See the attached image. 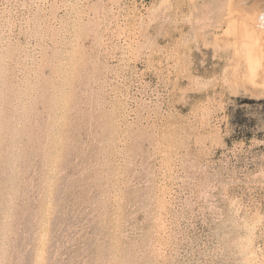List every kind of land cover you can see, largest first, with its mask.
<instances>
[{"label": "rangeland", "instance_id": "obj_1", "mask_svg": "<svg viewBox=\"0 0 264 264\" xmlns=\"http://www.w3.org/2000/svg\"><path fill=\"white\" fill-rule=\"evenodd\" d=\"M261 12L264 0H0V264H264Z\"/></svg>", "mask_w": 264, "mask_h": 264}, {"label": "bare ground", "instance_id": "obj_2", "mask_svg": "<svg viewBox=\"0 0 264 264\" xmlns=\"http://www.w3.org/2000/svg\"><path fill=\"white\" fill-rule=\"evenodd\" d=\"M33 1H34V0H33ZM231 7H232V4L229 5V9H230V11L233 10V9H231ZM28 9H29V8H28ZM31 9H32V8H31ZM63 9H64V8H63ZM49 10H50V9H49ZM233 13H234V12H233ZM233 13H232V11H231V16H232ZM261 14H262V12H261ZM261 14H258V18L255 19V20L258 21V23H255V26L258 27L257 29H258V31H259V36L264 32V17H262ZM262 15L264 16V13H263ZM44 16H46V15L44 14ZM42 17H43V16H42ZM253 21H254V20H253ZM8 22H9V21H8ZM43 22H44V21H43ZM46 23H47V22H46ZM51 23H52V22H51ZM29 26H30V25H29ZM54 27H55V26H54ZM56 28H57V27H56ZM31 29H32V28H31ZM36 31H37V30H36ZM28 32H29V31H28ZM247 32H248V30H247ZM46 33H47V32H46ZM32 34H33V33H32ZM34 34H35V33H34ZM7 35H8V34H7ZM16 35H17V34H16ZM19 35H20V33H19ZM64 35H65V33H64ZM74 35H75V33H74ZM263 35H264V34H263ZM257 36H258V35H257ZM52 37H53V36H52ZM71 37H72V36H71ZM72 38H73V37H72ZM7 39H9V38H7ZM260 39H261V38H260ZM11 40H12V39H11ZM27 40H28V39H27ZM31 40H32V39H31ZM38 40H39V39H38ZM58 40H59V39H58ZM262 40H263V39H262ZM36 41H37V40H36ZM45 42H46V41H45ZM45 42H44V43H45ZM47 42H48V41H47ZM21 43H22V42H21ZM37 43H38V42H37ZM56 44H57V43H56ZM59 44H60V43H59ZM75 44H76V43H75ZM2 45H3V44H2ZM13 45H14V44H13ZM16 45H17V44H16ZM4 46H6V44H5ZM38 47H39V46H38ZM59 47H60V46H59ZM27 48H28V47H27ZM41 48H42V47H41ZM30 49H31V48H30ZM37 49H38V48H37ZM70 49H71V48H70ZM75 49H76V48H75ZM25 50H26V49H25ZM28 50H29V49H28ZM22 51H24V50H22ZM26 51H27V50H26ZM0 52H1V51H0ZM28 52H29V51H28ZM58 52H59V51H58ZM16 53H17V52H16ZM18 53H20V52H18ZM21 53H22V52H21ZM24 53H25V52H24ZM34 53H35V52H34ZM34 53H33V54H34ZM37 53H38V52H37ZM37 53H36V54H37ZM38 54H39V53H38ZM25 55H26V54H25ZM27 55H28V54H27ZM8 56H9V55H8ZM29 56H30V55H29ZM17 57H18V56H17ZM30 57H31V56H30ZM65 57H66V56H65ZM9 58H10V57H9ZM27 58H28V56H27ZM61 58H62V57H61ZM34 59H35V58H34ZM36 60H38V59H36ZM24 61H25V60H24ZM44 61H45V60H44ZM14 62H15V61H14ZM39 62H40V61H39ZM10 63H11V62H10ZM27 63H28V61H27ZM31 63H32V62H31ZM11 65L13 66V64H11ZM23 68H24V67H23ZM34 68H35V67H34ZM56 69H57V68H56ZM13 70H14V69H13ZM33 70H34V69H33ZM35 70H36V69H35ZM40 71H41V70H40ZM52 73H53V72H52ZM9 75H10V74H9ZM28 77H29V76H28ZM37 81H38V80H37ZM13 82H14V81H13ZM29 82H30V81H29ZM34 82H35V81H34ZM34 82H33V83H34ZM7 83H8V82H7ZM42 83H43V82H42ZM77 83H78V82H77ZM123 83H124V82H123ZM45 84H46V83H45ZM79 84H81V83H79ZM33 85H34V84H33ZM6 86H7V85H6ZM42 86H43V85H42ZM42 86H41V87H42ZM34 87H35V86H34ZM39 87H40V86H39ZM93 87H94V86H93ZM93 87H92V88H93ZM94 88H95V87H94ZM38 89H39V88H38ZM77 89H78V88H77ZM89 89H90V88H89ZM74 90H75V89H74ZM79 90H80V89H79ZM93 90H94V89H93ZM77 91H78V90H77ZM78 92H79V91H78ZM3 93H4V92H3ZM29 93H30V92H29ZM38 93H39V92H38ZM79 93H80V92H79ZM81 93H82V91H81ZM90 93H91V92H90ZM117 93H118V92H117ZM46 94H47V93H46ZM77 94H78V93H76V95H77ZM82 94H83V93H82ZM92 94H93V93H92ZM120 94H121V93H120ZM37 95H38V94H37ZM101 95H102V94H101ZM80 96H81V94H80ZM123 96H124V95H123ZM45 97H47V95H46ZM76 97H77V96H76ZM81 97H82V96H81ZM87 97H89V96H87ZM30 99H31V98H30ZM77 99H78V98H77ZM45 100H46V99H45ZM79 100H80V99H79ZM86 100H87V99H86ZM9 101H10V100H9ZM6 102H7V101H6ZM11 102H12V101H11ZM30 102H31V101H30ZM46 102H47V101H46ZM75 102H76V101H75ZM8 104H9V103H8ZM77 104H79V103H77ZM85 104H86V103H85ZM3 105H4V104H3ZM34 105H35V104H34ZM42 105H43V104H42ZM43 106H44V105H43ZM73 106H74V105H73ZM95 106H96V105H95ZM85 107H86V106H85ZM120 107H121V106H120ZM31 108H32V107H31ZM40 108L42 109V107H40ZM76 108H77V107H76ZM91 108H92V106H91ZM10 109H11V108H10ZM44 109H45V108H44ZM79 109H81V108H79ZM101 109H102V108H101ZM118 109H119V108H118ZM84 110H85V109H84ZM96 110H97V109H96ZM119 110H120V109H119ZM41 111H42V110H41ZM72 111H73V110H72ZM78 111H79V110H78ZM82 111H83V110H82ZM110 111H112V110H110ZM124 111H125V110H124ZM10 112H11V110H10ZM32 112H34V111H32ZM35 112H37V111H35ZM35 112H34V114H38V113H35ZM39 112H40V111H39ZM89 112H91V111H89ZM6 113H7V112H6ZM14 113H15V112H14ZM43 113H44V112H43ZM74 113H75V112H74ZM41 114H42V112L40 113V116H41ZM72 114H73V113L71 112V116H72ZM75 114H77V113H75ZM80 114H81V112H80ZM86 114H87V113H86ZM92 114H93V113H92ZM125 114H126V113H125ZM82 115H83V114H82ZM82 115H81V116H82ZM90 115H91V114H90ZM74 116H75V115H74ZM81 116H80V117H81ZM83 116H85V115H83ZM87 116H89V115L87 114ZM14 117H15V116H14ZM34 117H35V116H34ZM37 117H38V115H37ZM43 117H44V116H43ZM41 118H42V117H41ZM76 118H77V117H75V119H76ZM81 118H82V117H81ZM81 118H80V119H81ZM95 118H96V117H95ZM27 119H28V118H27ZM29 119H30V118H29ZM36 119H37V118H36ZM38 119L41 120L39 117H38ZM46 119H47V118H46ZM78 119H79V118H78ZM80 119H79V120H80ZM33 120H34V119H32V121H33ZM82 120H83V119H82ZM93 120H94V118H93ZM43 121L46 122L45 118H44ZM95 121H96V120H95ZM37 122H38V121H37ZM39 122H40V121H39ZM91 122H92V121H91ZM27 123H28V122H27ZM31 123H32V122H31ZM34 123H36V121H34ZM34 123H33V124H34ZM40 123H41V122H40ZM43 123H44V122H43ZM73 123H74V122H72V124H73ZM92 123H93V122H92ZM97 123H98V122H97ZM29 124H30V123H29ZM72 124H71V125H72ZM76 124H79V123H78V120L76 121ZM35 125H36V124H35ZM41 125H42V124H41ZM71 125H70V126H71ZM82 125H83V124H82ZM25 126H26V125H25ZM43 126H45V125H43ZM46 126H47V125H46ZM46 126H45V127H46ZM70 126H69V127H70ZM74 126L76 127V125H74ZM78 126H79V125H78ZM78 126H77V128H78ZM84 126H85V125H84ZM27 127H28V126H27ZM36 127H37V126H36ZM89 127H90V126H89ZM89 127H88V128H89ZM43 128H44V127H43ZM70 128H73V127H70ZM81 128H82V127H81ZM33 130H34V128H33ZM35 130H36V129H35ZM37 130H38V129H37ZM82 130H83V129H82ZM84 130H85V129H84ZM90 130H91V129H90ZM38 131H39V130H38ZM38 131H37V132H38ZM42 131H44V129H43ZM70 131H71V130H70ZM79 131H80V130H79ZM26 132H27V129H26ZM40 132H41V131H40ZM54 132H55V131H54ZM80 132H81V131H80ZM83 132H84V131H83ZM99 132H100V131H99ZM4 133H5V131H4ZM34 133H35V132H34ZM75 133H78V135H79V132H78V131L75 132ZM28 134H29V132H28ZM38 134H39V133H38ZM39 135H40V134H39ZM67 135H68V134H67ZM70 135H71V134H70ZM73 135H74V132H73ZM80 135H82V134H80ZM88 135H89V134H88ZM40 136H42V134H41ZM76 136H77V135H76ZM92 136L94 137V135H92ZM99 136H100V135H99ZM35 137H36V136H35ZM68 137H70V136L68 135ZM72 137H73V136H72ZM78 137H80V136H78ZM78 137H77V138H78ZM75 138H76V137H75ZM80 138H81V137H80ZM27 139H28V138H27ZM37 139H38V138H37ZM37 139H36V140L34 139V140L37 141ZM96 139H97V138H96ZM43 140H45V139H43ZM78 140H79V139H78ZM81 140H82V138H81ZM98 140H99V139H98ZM41 141H42V140H41ZM45 141H46V140H45ZM86 141H87V140H86ZM99 141H101V140H99ZM27 142H28V140H27ZM80 142H81V141H80ZM89 142H91V140H90ZM95 142H96V145L99 144V143H97L98 141H95ZM122 142H123V141H122ZM29 143H30V142H29ZM36 143H37V142H36ZM82 143H83V141H82ZM103 143H104V142H103ZM103 143H102V145H103ZM32 144H33V143H32ZM45 144H46V143H45ZM45 144H44V145H45ZM72 144H73V143H72ZM74 144H75V142H74ZM92 144H93V142H92ZM94 144H95V143H94ZM94 144H93V145H94ZM70 145H71V144H70ZM77 145H80V144H77ZM89 145H90V144H89ZM104 145H105V144H104ZM42 146H43V145H42ZM46 146H47V145H46ZM84 146H85V145H84ZM91 146H92V145H91ZM100 146H101V145H100ZM100 146H99V147H100ZM3 147H4V146H3ZM23 147H24V144H23ZM26 147H28L27 144H26ZM26 147H25V148H26ZM33 147L35 148L34 145H33ZM33 147H32V149H33ZM76 147H78V146H76ZM76 147H75V148H76ZM94 147H95V146L88 148V145H87L85 148H88V150H89V149H91V148L94 149ZM101 147H102V146H101ZM104 147H105V146H104ZM20 148H21V147H20ZM25 148H24V151H25ZM36 148H37V147H36ZM73 148H74V147H73ZM75 148H74V150H76ZM79 148H81V147H79ZM82 148H83V147H82ZM82 148H81V149H82ZM95 148H96V147H95ZM26 149H27V148H26ZM30 149H31V148H30ZM32 149H31V150L28 149V152L32 151ZM69 149H71V148L69 147ZM81 149H80V150H81ZM85 150H86V149H85ZM88 150H87V151H88ZM94 150H95V149H94ZM97 150H99V149H97ZM109 150H110V149H109ZM21 151H23V149H21ZM92 151H93V150H92ZM92 151H91V152H92ZM95 151H96V150H95ZM0 152H1V151H0ZM28 152H27L26 154H28ZM43 152H44V151H43ZM67 152H69V151L66 150V153H67ZM71 152H72V150H71ZM73 152H74V151H73ZM82 152H83V150H82ZM99 152H100V151H99ZM99 152H98V153L95 152V153L98 155ZM101 152H102V151H101ZM101 152H100V153H101ZM19 153H20V152H19ZM79 153H81V152H79ZM88 153H89V152H88ZM30 154H31V153H30ZM38 154H39V153H38ZM67 154H68V153H67ZM81 154H83V153H81ZM81 154H80V158L82 159ZM86 154H87V153H86ZM171 154H172V153H171ZM23 155H25V154H23ZM23 155H22V156H23ZM28 155H29V154H28ZM51 155H52V154H51ZM59 155H60V154H59ZM70 155H71V154H70ZM75 155H76V156H75ZM83 155H85V154H83ZM88 155H89V154H88ZM88 155H87V156H88ZM91 155H92V154H91ZM93 155H94V154H93ZM99 155H100V154H99ZM103 155H104V154H103ZM103 155H102V158H103ZM168 155H169V154H168ZM3 156H4V155H3ZM5 156H6V155H5ZM32 156H34V155L32 154ZM36 156H37V155H36ZM39 156H40V155H39ZM74 156H75V157L78 156V155H77V151H76V154L74 153ZM41 157H42V156H41ZM44 157L46 158L45 155H44ZM52 157H53V156H52ZM69 157H71V156H69ZM75 157H74V158H75ZM88 157H89V156H88ZM107 157H108V156H107ZM122 157H123V156H122ZM147 157H148V156H147ZM167 157H168V156H167ZM6 158H7V157H6ZM22 158H23V157H22ZM29 158H30V157H29ZM29 158L27 157L26 159H29ZM47 158H48V157H47ZM61 158H62V157H61ZM64 158H65V156H64ZM67 158H68V157H67ZM72 158H73V157H72ZM78 158H79V157H78ZM80 158H79V159H80ZM90 158H91V156H90ZM96 158H98V157H96ZM96 158H95V159H96ZM99 158H100V157H99ZM32 159H34V158H32ZM39 159H40V158H39ZM41 159H42V158H41ZM41 159H40V160H41ZM43 159H44V158H43ZM65 159H66V158H65ZM75 159H77V158H75ZM19 160H20V162H22L21 159H19ZM22 160H24V159H22ZM44 160H45V159H44ZM44 160H42V161H43L42 163L45 162ZM46 160H47V159H46ZM84 160H85V159H84ZM90 160H91V159H90ZM96 160H98V159H96ZM29 161H30V159H29ZM33 161H34V160H33ZM35 161H36V160H35ZM35 161H34V164H35ZM68 161H69V160H68ZM70 161H71V160H70ZM76 161H77V160H76ZM80 161H81V160H80ZM85 161H87V159H86ZM93 161H94V159L92 160V162H93ZM116 161H117V160H116ZM124 161H125V160H124ZM20 162H19V163H20ZM26 162H28V161L26 160ZM36 162L39 163V161H36ZM65 162L67 163V159H66ZM65 162H63V164H65ZM4 163L6 164V162H4ZM23 163H24V161L22 162V164H23ZM40 163H41V162H40ZM47 163H48V162H47ZM77 163H78V161H77ZM97 163H98V161H97ZM126 163H127V162H126ZM148 163H149V162H148ZM26 164H27V163H26ZM79 164H80V163H79ZM83 164H84V163H83ZM85 164H86V163H85ZM149 164H150V163H149ZM149 164H148V165H149ZM169 164H170V162H169ZM0 165H2V164H0ZM28 165H29V163H28ZM30 165H31V164H30ZM32 165H33V164H32ZM32 165H31V167H32ZM42 165H43V164H41L40 166L42 167ZM70 165H72V163H71ZM74 165H76L75 162H74ZM93 165H94V164H93ZM40 166H39V167H40ZM62 166H63V165H62ZM65 166H66V165H65ZM72 166H73V165H72ZM87 166H88V164H87ZM157 166H158V165H157ZM160 166H161V165H160ZM0 167H1V166H0ZM19 167H20V166H19ZM22 167H24V166H22ZM22 167H20V168L22 169ZM37 167H38V166H37ZM39 167H38V168H39ZM41 167H40V170H41ZM63 167H64V166H63ZM73 167H76V166H73ZM85 167H86V166H85ZM92 167H93V166H92ZM96 167H97V166H96ZM26 168H27V167H26ZM35 168H36V164H35ZM81 168H82V163H81ZM81 168H80V169H81ZM89 168H90V167H89ZM128 168H129V167H128ZM3 169H4V168H3ZM24 169H25V167H24ZM62 169H63V168H62ZM75 169H76V168H75ZM164 169H165V168H164ZM25 170H26V169H25ZM27 170H28V168H27ZM30 170H31V169H30ZM32 170H33V169H32ZM42 170H43V169H42ZM76 170H77V169H76ZM81 170H82V169H81ZM85 170H87V169H85ZM85 170H84V171H85ZM104 170H105V167H104ZM147 170H148V169H147ZM149 170H150V169H149ZM149 170H148V171H149ZM2 171H3V170H2ZM2 171H1V169H0V172H2ZM21 171H22V170H21ZM60 171H61V170H60ZM62 171H63V170H62ZM68 171H69V170H68ZM127 171H128V170H127ZM148 171H146V172H148ZM150 171H151V170H150ZM4 172H6V171H4ZM16 172H18V171H16ZM28 172H30V171H28ZM40 172H41V171H40ZM42 172L44 173V171H42ZM65 172H66V171H65ZM75 172H77V171H75ZM75 172H74V173H75ZM97 172H98V171H97ZM25 173H26V172H25ZM25 173H24V175H25ZM33 173H36V172H33ZM33 173H32V174H33ZM38 173H39V172H38ZM38 173H37V174H38ZM83 173H84V172H83ZM83 173H82V176H81V177H83ZM94 173L96 174V172H94ZM98 173H99V172H98ZM98 173H97V175H98ZM127 173H128V172H127ZM129 173H130V172H129ZM140 173H141V172H140ZM1 174H2V173H1ZM1 174H0V175H1ZM4 174H5V173H4ZM20 174H21V172H20ZM26 174H27V173H26ZM58 174H59V173H58ZM58 174H57V175H58ZM78 174H79V173H78ZM84 174H85V173H84ZM87 174H88V173H87ZM99 174H100V173H99ZM135 174H136V173H135ZM149 174H151V173H149ZM7 175H8V173H7ZM16 175H17V174H16ZM39 175H40V174H39ZM42 175H44V174H42ZM45 175H46V174H45ZM61 175H62V174H61ZM69 175H70V174H69ZM76 175H77V174H76ZM88 175H90V174H88ZM88 175H87V177H88ZM93 175H94V174H93ZM128 175H129V174H128ZM128 175H127V176H128ZM136 175H137V174H136ZM138 175H139V174H138ZM144 175H145V174H144ZM5 176H6V174H5ZM28 176H29V174L27 175V177H28ZM48 176H49V175H48ZM48 176H47V177H48ZM59 176H60V175H59ZM66 176H67V175H66ZM70 176H71V175H70ZM141 176H142V175H141ZM141 176H139V177H141ZM146 176H148V174H147ZM31 177H32V176H31ZM35 177H36V176H35ZM37 177H38V176H37ZM37 177H36V179L40 178V176H39L38 178H37ZM41 177H42V176H41ZM90 177H92V176H90ZM90 177H89V178H90ZM143 177H144V176H143ZM149 177H150V176H149ZM1 178H2V177H1ZM1 178H0V179H1ZM18 178H19V177H18ZM21 178H22V177H21ZM29 178H30V177H29ZM42 178H43V177H42ZM59 178H60V177H59ZM62 178H63V177H62ZM62 178H61V179H62ZM67 178H68V177H67ZM74 178H75V181H76V176H75ZM74 178H73V182H75V181H74ZM84 178H85V177H84ZM96 178H99V177H96ZM116 178H117V177H116ZM22 179H23V178H22ZM61 179H59L58 181H60ZM64 179H65V178H64ZM87 179H88V178H87ZM87 179H86V180H87ZM92 179H93V178H92ZM127 179H128V177H127ZM135 179L138 180L136 177H135ZM140 179H141V178H140ZM20 180H21V179H20ZM23 180H24V179H23ZM25 180H27V179L25 178ZM25 180H24V181H25ZM29 180H30V179H29ZM32 180H33V179H32ZM42 180H43V179H42ZM62 180H63V179H62ZM70 180H71V177H70ZM78 180H79V176H78ZM94 180H95V182H96L97 179H94ZM94 180H93V181H94ZM99 180H100V179H98V181H99ZM102 180H103V178H102ZM130 180H131V179H130ZM24 181H23V182H24ZM33 181H34V180H33ZM50 181H51V180H50ZM67 181H68V180H67ZM71 181H72V180H71ZM82 181H83V179H82ZM128 181H129V179H128ZM139 181H140V180H139ZM139 181H138V182H139ZM4 182L6 183V181H4ZM4 182H3V183H4ZM19 182H20V181H19ZM21 182H22V180H21ZM25 182H26V181H25ZM37 182H43V181H36V183H37ZM65 182H66V181H65ZM79 182H80V181H79ZM83 182H84V181H83ZM89 182H90V181H89ZM91 182H92V181H91ZM103 182H104V181H103ZM132 182H134V181H132ZM63 183H64V182H63ZM63 183H62V185H63ZM85 183H86V182H85ZM97 183H98V182H97ZM99 183H100V181H99ZM140 183H141V181H140ZM140 183H139V184H140ZM144 183H146V182H144ZM144 183H143V184H144ZM164 183H165V182H164ZM19 184H20V183H19ZM28 184H29V182H28ZM80 184H81V183H80ZM83 184H84V183H83ZM129 184H130V183H129ZM141 184H142V183H141ZM4 185H5V184H4ZM16 185H17V184H16ZM25 185H26V183H25ZM39 185H40V183H39ZM57 185H58V184H57ZM59 185H60V184H59ZM66 185H67V184H66ZM68 185H70V184H68ZM71 185H72V184H71ZM77 185H78V184H77ZM77 185H76V186H77ZM88 185H91V184H88ZM104 185H105V184H104ZM131 185H132V184H131ZM155 185H156V184H155ZM18 186H19V185H18ZM20 186H21V185H20ZM36 186H38V185H36ZM64 186H65V184H64ZM80 186H81V185H80ZM85 186H86V185H85ZM85 186L82 185L81 188H82V187L85 188ZM94 186H96V184H95ZM94 186H93V187H94ZM98 186H99V185H98ZM98 186H97V187H98ZM129 186H130V185H129ZM136 186H137V185H136ZM142 186H143V185H142ZM2 187H4V186H2ZM2 187H1V188H2ZM14 187H16V186L14 185ZM29 187H30V186H28V188H29ZM41 187H43V186H41ZM57 187H58V186H57ZM65 187H66V186H65ZM90 187H91V186H90ZM102 187H103V186H102ZM144 187H145V186H144ZM22 188H23V187H22ZM24 188H25V187H24ZM31 188H32V187H31ZM39 188H40V186H39ZM61 188H62V186H61ZM61 188H60V189H61ZM70 188H71V187H70ZM74 188H76L75 190H78L77 187L74 186ZM74 188H73V190H74ZM126 188H130V187H126ZM126 188H125V189H126ZM134 188H135V187H134ZM139 188H140V187H139ZM146 188H147V187H146ZM156 188H157V187H156ZM2 189H3V188H2ZM42 189H43V188H42ZM58 189H59V188H58ZM60 189H59V192L61 191ZM67 189H68V188H67ZM79 189H80V188H79ZM87 189H88V188H87ZM98 189H99V188H98ZM106 189H107V188H106ZM108 189H109V188H108ZM132 189H133V187H132ZM136 189H137V187L135 188V190H136ZM17 190H18V189H17ZM37 190H39V189H37ZM40 190H41V188H40ZM40 190H39V191H40ZM54 190H55V189H54ZM65 190H66V189H65ZM70 190H71V189H70ZM70 190H69V191H70ZM93 190H94V189H93ZM126 190H127V189H126ZM144 190H145V189H144ZM160 190H161V189H160ZM1 191H2V190H1ZM22 191H23V190H22ZM24 191H25V190H24ZM31 191H32V190H31ZM31 191L29 190L28 193L31 192ZM63 191H64V189H63ZM67 191H68V190H67ZM69 191H68V192H69ZM80 191H81V190H80ZM82 191H83V190H82ZM86 191H87V190H86ZM89 191H90V190H89ZM130 191H131V190H130ZM139 191H140V189H139ZM139 191H138V193H139ZM154 191H155V190H154ZM20 192H21V191H20ZM57 192H58V191H57ZM65 192H66V191H64V193H65ZM97 192H98V190H97ZM105 192H106V190H105ZM107 192H108V191H107ZM140 192H141V191H140ZM145 192H146V191H145ZM145 192H144V193H145ZM1 193H3V192H1ZM4 193H5V192H4ZM4 193H3V194H4ZM37 193H38V192H37ZM64 193H63V194H64ZM85 193H86V192H85ZM87 193H88V192H87ZM90 193H91V191H90ZM95 193H96V192H95ZM95 193H94V194H95ZM98 193H99V192H98ZM100 193H101V192H100ZM109 193H110V192H109ZM144 193H143V194H144ZM152 193H153V192H152ZM154 193H155V192H154ZM73 194H74V192H73ZM94 194L92 193L91 197H93ZM124 194H125V193H124ZM127 194H128V193H127ZM140 194H141V193H140ZM143 194H142V195H143ZM146 194H147V193H146ZM4 195H5V194H4ZM21 195H22V194H21ZM35 195H36V193H35ZM39 195H40V193H39ZM54 195H55V194H54ZM67 195H68V194H67ZM78 195H79V194H78ZM86 195H88V194H86ZM95 195H96V194H95ZM130 195H131V194H130ZM0 196H1V195H0ZM24 196H25V194H24ZM28 196H29V195H28ZM30 196H32V195H30ZM30 196H29V197H30ZM37 196H38V195H37ZM37 196H36V197H37ZM65 196H66V195H65ZM75 196H76V195H75ZM89 196H90V195H89ZM99 196H100V195H99ZM146 196H148V195H146ZM164 196H165V195H164ZM16 197H17V196H16ZM16 197L14 196V198H16ZM22 197H23V195H22ZM29 197H28V198H29ZM44 197H45V196H44ZM48 197H49V196H48ZM57 197H58V196H57ZM60 197H61V196H60ZM67 197H68V196H67ZM67 197H65V198H67ZM70 197H71V195L68 197V199H69ZM77 197H78V196H77ZM81 197H82V194H81ZM96 197H98V196H96ZM108 197H110V196H108ZM139 197L141 198V196L138 195V198H139ZM159 197H160V196H159ZM14 198H13V199H14ZM18 198H19V196H18ZM23 198H25V197H23ZM41 198H42V197H41ZM79 198H80V195H79ZM79 198H78V199H79ZM85 198H86V197H85ZM85 198H84V199H85ZM103 198H104V196H103ZM26 199H27V198H26ZM59 199H60V198H59ZM61 199H62V201H63V198H62V197H61ZM78 199H77V201H78ZM84 199H83V200H84ZM91 199H94V198H91ZM124 199H125V198H124ZM131 199H132V198H131ZM141 199H142V198H141ZM15 200H19V199H15ZM33 200H36V199H33ZM39 200H40V198H39ZM71 200H72V199H71ZM81 200H82V199H81ZM81 200H80V201H81ZM86 200H87V199H86ZM94 200H95V199H94ZM96 200L99 201L97 198H96ZM102 200L105 201L106 199H105V200L102 199ZM129 200H130V198H129ZM23 201H24V200H23ZM27 201H29V199H28ZM27 201H26V204H27ZM46 201H47V200H46ZM53 201L55 202L54 199H53ZM80 201H79V202H80ZM87 201H88V200H87ZM87 201H84V202H87ZM92 201H93V200H92ZM97 201H96V202H97ZM143 201H144V200H142V202H143ZM12 202H13V200H12ZM17 202H18V201H17ZM30 202H31V201H30ZM30 202H29V204H30ZM34 202H35V201H34ZM36 202H38V201H36ZM54 202H53V203H54ZM56 202H57V201H56ZM56 202H55V203H56ZM96 202H94V203H96ZM130 202H131V201H130ZM137 202H139V200H138ZM145 202H146V201H145ZM150 202H151V201H150ZM15 203H16V202H15ZM19 203H21V202H19ZM39 203H41V202H39ZM65 203H66V201H65ZM68 203H69V202H68ZM72 203H73V201H72ZM77 203H78V202H77ZM77 203H76V204H77ZM82 203H83V202H82ZM88 203H90V202H88ZM94 203H93V204H94ZM97 203H98V202H97ZM97 203H96V204H97ZM108 203H109V202H108ZM140 203H141V202H140ZM11 204H12V203H11ZM16 204H17V203H16ZM22 204H24V203H22ZM29 204H28V205H29ZM34 204H35V203H34ZM36 204H37V203H36ZM62 204H63V203H62ZM70 204H71V203H70ZM118 204H119V203H118ZM2 205H3V204H2ZM18 205H19V204H18ZM18 205H16V207H17ZM39 205H40V204H39ZM56 205H57V203H56ZM58 205H59V204H58ZM60 205H61V203H60ZM66 205H68V204H66ZM72 205H73V204H72ZM74 205H75V204H74ZM79 205H80V204H79ZM99 205H100V204H99ZM99 205H98V206H99ZM130 205H131V204H130ZM133 205H134V204H133ZM142 205H143V203H142ZM160 205H161V204H160ZM21 206H22V205H21ZM31 206H32V205H31ZM33 206H34V205H33ZM35 206H36V205H35ZM77 206H78V205H77ZM86 206H88V205H86ZM90 206H92V205H90ZM94 206H96V205H94ZM128 206H129V204H128ZM136 206H137V205H136ZM143 206H144V205H143ZM14 207H15V206H14ZM16 207H15V209H16ZM24 207H25V206H24ZM60 207H61V206H60ZM65 207H66V206H65ZM83 207H85V205H84ZM109 207H110V206H109ZM112 207H113V206H112ZM4 208H5V207H4ZM4 208H3V209H4ZM18 208H19V206L17 207V210H16V211H18ZM54 208H55V207H53L52 210H54ZM56 208H57V207H56ZM66 208H67V207H66ZM77 208H78V207H77ZM79 208H80V207H79ZM81 208H82V207H81ZM81 208H80V209H81ZM94 208H95V207H93L92 210H94ZM98 208H99V207H98ZM98 208L96 207L97 210H98ZM100 208H101V207H100ZM103 208H105V206H104ZM137 208H138V207H137ZM19 209H20V208H19ZM22 209H23V208H22ZM67 209H68V208H67ZM67 209H66V210H67ZM73 209H76L75 206H74ZM85 209H86V208H85ZM106 209L108 210L107 207H106ZM142 209H143V208H142ZM9 210H10V209H9ZM13 210H14V209H13ZM37 210H38V209H37ZM55 210H56V209H55ZM66 210H65V211H66ZM82 210H84V209L82 208ZM82 210H81V211H82ZM88 210H89V209H88ZM97 210H96V211H97ZM100 210H101V209H100ZM109 210H110V209H109ZM124 210H125V209H124ZM19 211H21V210H19ZM34 211H35V209H34ZM38 211H39V210H38ZM38 211H37V213H40V212H38ZM61 211H62V209H61ZM61 211H60V212H61ZM67 211H68V210H67ZM85 211H86V210H85ZM25 212H26V211H25ZM30 212H31V210H30ZM82 212H84V211H82ZM89 212H90V211H89ZM99 212H100V211L98 210V213H99ZM101 212H102V211H101ZM101 212H100V213H101ZM107 212H108V211H107ZM115 212H116V211H115ZM126 212H127V211H124V213H126ZM128 212H129V211H128ZM21 213H22V212H21ZM37 213H36V214H37ZM74 213H75V212H74ZM104 213H105V211H104ZM131 213H132V212H131ZM0 214H1V212H0ZM12 214H13V212H12ZM25 214H26V213H25ZM31 214H32V213H31ZM36 214L33 213V215H35V216H36ZM55 214H56V213H55ZM79 214H80V213H79ZM79 214H78V215H79ZM86 214H87V213H85V215H86ZM91 214H92V213H91ZM107 214H108V213H107ZM1 215H2V214H1ZM18 215H19V214H18ZM38 215H39V214H38ZM65 215H66V213H65ZM71 215H72V214H71ZM76 215H77V214H76ZM78 215H77V218H78ZM82 215H83V214H82ZM101 215H102V214H101ZM131 215H132V214H131ZM152 215H153V214H152ZM155 215H156V214H155ZM26 216H27V215H26ZM54 216H55V215H54ZM59 216H60V214H59ZM59 216H58V217H59ZM62 216H63V215H62ZM88 216H89V215H88ZM88 216H87V217H88ZM90 216H91V215H90ZM94 216H95V215H94ZM97 216H98V215H97ZM128 216H130V215H128ZM128 216H126V217H128ZM160 216H161V215H160ZM1 217H2V216H1ZM7 217H8V216H7ZM50 217H51V216H50ZM52 217H53V216H52ZM52 217H51V218H52ZM63 217H64V216H63ZM67 217H68V214H67ZM71 217H72V216H71ZM74 217H75V216H74ZM74 217H73V218H74ZM87 217H86V218H87ZM95 217H96V216H95ZM98 217H99V216H98ZM124 217H125V216H124ZM130 217H131V216H130ZM11 218L13 219V217H11ZM14 218H15V217H14ZM21 218H22V215H21ZM23 218H24V216H23ZM25 218H26V217H25ZM28 218H29V214H28ZM30 218H31V217H30ZM55 218H56V217H55ZM77 218H76V219H77ZM79 218H80V217H79ZM81 218H83V217H81ZM84 218H85V217H84ZM96 218H97V217H96ZM36 219H37V217H36ZM53 219H54V218H53ZM63 219H65V218H63ZM74 219H75V218H74ZM103 219H104V218H103ZM155 219L157 220V218H155ZM10 220H11V219H10ZM10 220H9V221H10ZM22 220H23V219H22ZM26 220H27V219H26ZM54 220H55V219H54ZM60 220H61V218H60ZM109 220H110V219H109ZM125 220H126V219H125ZM129 220H130V219H129ZM158 220H159V219H158ZM228 220H229V219H228ZM13 221H14V220H13ZM13 221H10V222H13ZM28 221L30 222V219H29ZM28 221H27V222H28ZM37 221H38V220H37ZM48 221H49V220H48ZM130 221H131V220H130ZM159 221H160V220H159ZM17 222H18V221H17ZM44 222H45V220H44ZM13 223H14V222H13ZM33 223H34V222H33ZM35 223H36V220H35ZM128 223H129V222H128ZM132 223H133V222H132ZM14 224H15V223H14ZM30 224H32V222H31ZM43 224H44V223H43ZM59 224H61V223H59ZM122 224H123V223H122ZM23 225H24V224H23ZM32 225H33V224H32ZM32 225H31V227H32ZM53 225H54V224H53ZM56 225H57V224H56ZM14 226H15V225H14ZM17 226H20V225H17ZM21 226H22V225H21ZM35 226H36V228L38 227L36 224H35ZM49 226H52V223H51V225H49ZM129 226H130V225H129ZM5 227H6V226H5ZM10 227H11V226H10ZM132 227H133V225H132ZM152 227H153V226H152ZM160 227H161V226H159V228H160ZM14 228H15V227H14ZM29 228H30V227H28V229H29ZM33 228H34V227H33ZM53 228H54V227H53ZM134 228H135V227H134ZM8 229H9V228H8ZM12 229H13V228H12ZM22 229H24V228L22 227ZM25 229H27V228H25ZM49 229H52V228H49ZM14 230H15V229H14ZM19 230H20V229H19ZM39 230H40V228H39ZM139 230H140V229H139ZM9 231H10V230H9ZM17 231H18V230H17ZM22 231H23V230H22ZM30 231H31V233L33 234V232H32L33 229H31ZM2 232H3V231H2ZM11 232H12V231H11ZM25 232H26V231H25ZM35 232H36V230H35ZM35 232H34L33 235H35ZM46 232H47V231H46ZM56 232H57V231H56ZM58 232H60V231H58ZM155 232H156V231H155ZM163 232H164V231H163ZM247 232H248V231H247ZM26 233H27V232H26ZM38 233H39V232L37 231V235H38ZM121 233H122V232H121ZM147 233H148V232H147ZM158 233H159V231H158ZM164 233H165V232H164ZM17 234H18V232H17ZM17 234H16V235H17ZM52 234H54V233H52ZM9 235H10V234H9ZM9 235H8V237H9ZM11 235H12V234H11ZM18 235H19V234H18ZM18 235H17V236H18ZM22 235H23V233H22ZM27 235H28V234H27ZM27 235H24V236H27ZM29 235H30V234H29ZM44 235H45V234H44ZM44 235H43V236H44ZM12 236L14 237V234H13ZM30 236H32V235H30ZM43 236H41V237H43ZM50 236H51V235H50ZM36 237H37V236H35V239H36ZM48 237H49V236H48ZM145 237H146V236H145ZM10 238H11V237H10ZM27 238H28V237H27ZM29 238H30V237H29ZM33 238H34V237H32V239H33ZM11 239H12V238H11ZM13 239H14V238H13ZM25 239H26V238H25ZM48 239H49V238H48ZM249 239H250V238H249ZM4 241H5V240H4ZM13 241H14V240H13ZM16 241H17V240H16ZM31 241H34V240H31ZM35 241H36V240H35ZM48 241H50V240H48ZM150 241H151V240H150ZM29 242H30V241H29ZM9 243H10V242H9ZM24 243H25V242H24ZM32 243H35V242H32ZM49 243H50V242H49ZM150 243H151V242H150ZM248 243L250 244V240H248ZM7 244H8V242H7ZM46 244H47V243H46ZM23 245H24V244H23ZM32 245H33V244H32ZM126 245H127V244H126ZM157 245H158V243H157ZM157 245H156V246H157ZM8 246H9V245H8ZM27 246H30V245H28V243H27ZM147 246H148V245H147ZM9 247H10V246H9ZM133 247H134V246H133ZM133 247H132V248H133ZM12 248H13V246H12ZM17 248H18V247H17ZM25 248H26V247H25ZM30 248H31V246H30ZM33 248H34V247H33ZM43 248H44V247H43ZM47 248H48V246H47ZM147 248H148V247H147ZM156 248H157V247H156ZM252 248H253V247H252ZM27 249H29V248L27 247ZM31 249H32V248H31ZM7 250H8V249H7ZM9 250H10V249H9ZM9 250H8V251H9ZM23 250H24V249H23ZM37 250H38V249H37ZM49 250H50V249H49ZM57 250H59V249H57ZM251 250H252V249H251ZM33 251H34V250H33ZM47 251H48V250H47ZM148 251H149V250H148ZM14 252H15V248H14ZM17 252H18V250H17ZM19 252H20V251H19ZM27 252H28V250H27ZM27 252H25L24 254H26ZM29 252H30V250H29ZM253 252H255V251L253 250ZM9 253H10V252H8V256H9ZM40 253H41V250H40ZM47 253H48V252H47ZM49 253H50V252H49ZM1 254H2V253H1ZM251 254H252V253H251ZM13 255H14V254H13ZM16 255H17V254H16ZM16 255H15V256H16ZM42 255H43V254H42ZM46 255L49 256V254H46ZM50 255H52V253H51ZM56 255H57V254H56ZM3 256H4V255H3ZM20 256H21V254H20ZM22 256H23V255H22ZM25 256H26V255H25ZM40 256H41V254H40ZM251 256H252V257L255 256V253H254L253 255H251ZM11 257H12V256H11ZM13 257H14V256H13ZM33 257H34V256H33ZM46 257H47V256H46ZM4 258H5V257H4ZM4 258H3V259H4ZM17 258H18V257H17ZM21 258H22V257H21ZM49 258H50V257H49ZM6 259H7V258H6ZM10 259H11V258H10ZM31 259H32V258H31ZM39 259H40V258H39ZM47 259H48V258H46V260H47ZM15 260H17V259H15ZM11 261H13V259H11ZM17 261H18V260H17ZM20 261H21V260H20ZM22 261H23V260H22ZM8 262H10V261L8 260ZM8 262H7V264H8ZM15 262H16V261H15ZM15 262H14V263H15ZM24 262H25V261H24ZM45 262H47V261H45ZM10 263H11V262H10ZM12 263H13V262H12ZM12 263H11V264H12ZM19 263H20V262H19ZM21 263H22V262H21ZM26 263H27V259H26ZM26 263H25V264H26ZM31 263H32V262H31ZM17 264H18V263H17ZM32 264H33V263H32ZM43 264H44V263H43ZM45 264H46V263H45ZM134 264H135V263H134Z\"/></svg>", "mask_w": 264, "mask_h": 264}]
</instances>
